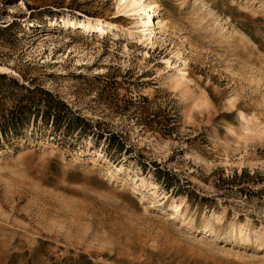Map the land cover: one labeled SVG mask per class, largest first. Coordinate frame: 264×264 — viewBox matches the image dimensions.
Listing matches in <instances>:
<instances>
[{
	"label": "rangeland",
	"instance_id": "374dc122",
	"mask_svg": "<svg viewBox=\"0 0 264 264\" xmlns=\"http://www.w3.org/2000/svg\"><path fill=\"white\" fill-rule=\"evenodd\" d=\"M148 1L0 0L1 88L78 118L1 138L0 264H264V0Z\"/></svg>",
	"mask_w": 264,
	"mask_h": 264
},
{
	"label": "trees",
	"instance_id": "16d2710c",
	"mask_svg": "<svg viewBox=\"0 0 264 264\" xmlns=\"http://www.w3.org/2000/svg\"><path fill=\"white\" fill-rule=\"evenodd\" d=\"M5 79L4 75H0V80ZM16 87L17 84L12 80L6 85L5 90L0 85V140L1 138L7 139L8 135L16 133L18 127L28 123L31 117H33L34 123L39 118L44 123H48L52 119L56 131L61 127L68 131L72 122L78 120L62 103L54 100L48 92L35 88L32 91L18 94L19 92L13 89ZM8 99H11L9 106L6 103ZM108 140L110 149L115 146L121 148L118 143H111L112 138ZM167 187L170 190V187Z\"/></svg>",
	"mask_w": 264,
	"mask_h": 264
},
{
	"label": "bare ground",
	"instance_id": "6f19581e",
	"mask_svg": "<svg viewBox=\"0 0 264 264\" xmlns=\"http://www.w3.org/2000/svg\"><path fill=\"white\" fill-rule=\"evenodd\" d=\"M121 6V12H133V16L137 17L140 29L138 32L139 39L146 40L148 36L152 35L153 32L150 31L151 25L154 27L156 25V18L160 15L162 7L156 2H150L148 0H119ZM147 18H144V16ZM156 17V18H155ZM96 21V20H95ZM160 27L163 28V23L160 22ZM79 29L82 31H93L100 35L106 33V31L116 30L115 24H110L108 22L96 21V22H81ZM128 37L132 36L134 33L129 30ZM150 40V37H149ZM180 77L186 76V72L183 69L180 73ZM179 77V78H180Z\"/></svg>",
	"mask_w": 264,
	"mask_h": 264
}]
</instances>
